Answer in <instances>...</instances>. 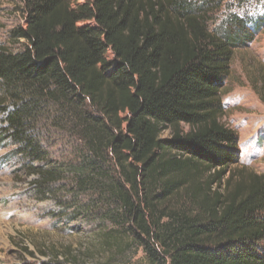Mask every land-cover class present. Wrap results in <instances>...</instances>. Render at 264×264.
Segmentation results:
<instances>
[{
	"label": "trees",
	"instance_id": "trees-1",
	"mask_svg": "<svg viewBox=\"0 0 264 264\" xmlns=\"http://www.w3.org/2000/svg\"><path fill=\"white\" fill-rule=\"evenodd\" d=\"M20 1L21 48L0 46V141L37 163L35 188L71 174L108 207L106 241L128 237L149 264H264V173L238 162L222 101L254 40L244 18L210 29L216 0ZM59 139L74 157L53 167Z\"/></svg>",
	"mask_w": 264,
	"mask_h": 264
},
{
	"label": "rangeland",
	"instance_id": "rangeland-1",
	"mask_svg": "<svg viewBox=\"0 0 264 264\" xmlns=\"http://www.w3.org/2000/svg\"><path fill=\"white\" fill-rule=\"evenodd\" d=\"M91 1L71 0L74 6ZM214 6L210 29L222 32L229 15L237 14L255 30L254 40L234 51L222 101L224 122L238 134V162L264 173V0H216ZM24 23L20 0H0V46L19 50L11 31ZM87 25L96 26L79 22ZM106 57L116 61L111 49ZM3 119L0 113V136L7 125ZM170 136L169 130L162 134ZM72 146L68 139L50 146L53 167L73 159ZM19 148L10 139L0 141V264H149L141 249L126 244L128 237L106 241L114 228L105 216L108 207L94 205L91 191H77L71 174L45 193L37 190L34 162ZM260 247L264 250V241Z\"/></svg>",
	"mask_w": 264,
	"mask_h": 264
}]
</instances>
